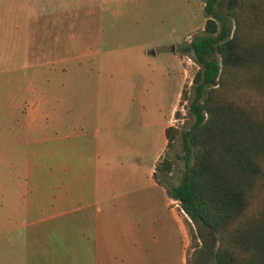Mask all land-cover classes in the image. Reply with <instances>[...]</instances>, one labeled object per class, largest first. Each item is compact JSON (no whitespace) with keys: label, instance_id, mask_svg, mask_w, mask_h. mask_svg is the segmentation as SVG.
I'll list each match as a JSON object with an SVG mask.
<instances>
[{"label":"crops","instance_id":"1","mask_svg":"<svg viewBox=\"0 0 264 264\" xmlns=\"http://www.w3.org/2000/svg\"><path fill=\"white\" fill-rule=\"evenodd\" d=\"M97 7L93 21L90 19L79 25L68 20L64 24L57 18L55 27L54 14L60 13L52 1L32 0L30 5L32 15L23 52L30 58V73L25 92L27 107L21 110L28 135L22 140L19 152L17 131L14 132L15 146L10 148L14 155L8 162L4 145L0 143L2 264H6L7 257V240L2 235L15 233L18 226L24 229L33 222L30 219L17 221L21 216L28 218L35 212L38 217L34 220L40 222L51 216L48 202L46 206L42 195H37V178L31 179V174L39 167V154L49 152L50 148L37 144L59 138L62 140L61 193L58 198L50 197L49 205L56 199L64 214L79 218L77 227L63 226L64 244L69 249H76L74 259L78 264H189L192 247L187 214L177 207L176 198L168 194L166 184L154 176L162 152H157L153 164L144 163L139 146L142 149L144 142L147 143V133L145 140L144 133L140 135L141 140L135 148L132 146L134 141L130 144L122 141L118 146L113 137L117 136L115 127L120 119L111 118L100 108V105L110 104L117 110L120 105L132 103V98L80 96V90L87 86L91 74L104 70L105 62L110 64L109 69L104 70L110 82L125 83V77L119 79L118 76L126 73L122 63L131 57L129 51L122 49L85 48V42L101 40L102 11L99 4ZM60 9L63 12L68 8L62 2ZM13 21L16 32V20ZM87 23L94 25V32L85 31V26H89ZM8 45L14 46L8 50L9 55L13 52L15 56L16 39L7 40L5 36L4 2H0V141L6 135L4 74L7 68L4 58ZM137 57L142 65L148 64L145 54L139 53ZM87 64L92 67L87 69ZM177 94L178 101L180 91ZM13 98L16 104V94ZM22 100L20 97L18 103ZM166 141L165 136V147ZM15 162L26 164L24 179L6 177L7 167ZM21 184L25 189L17 196ZM52 230L53 226L41 225L31 228L30 232L43 235ZM44 245L46 242L42 243Z\"/></svg>","mask_w":264,"mask_h":264},{"label":"rangeland","instance_id":"2","mask_svg":"<svg viewBox=\"0 0 264 264\" xmlns=\"http://www.w3.org/2000/svg\"><path fill=\"white\" fill-rule=\"evenodd\" d=\"M47 1L49 3L52 1L55 9L59 8L60 14H54L55 27H57V18H60L64 24L69 20L70 23L81 25L94 17L98 4L101 6V40L97 43L87 41L85 48L129 51L131 57L122 63L126 67V73L118 76L119 79L125 77L126 82L112 84L107 73L104 72L109 69L110 64L105 62L104 70L102 69L99 74H91L87 86L80 90V96L102 99L132 98V103L120 105L117 110L110 104L100 105L108 116L120 119L118 126L115 127L118 133L113 137L114 141L118 142V146L122 141L127 144L134 141L135 144L132 146L135 148L136 145L138 146V140H141L140 135L144 133L145 140L147 133V143L144 142L142 149L139 146L144 163L153 164L157 152L161 151L158 160L163 156L171 160V173L166 177V181L169 184L178 183L186 169L181 135L184 130L190 128L194 120L187 105L191 94L192 78L199 67L192 57V52L183 50V46L203 31L207 17L204 10L205 0ZM0 2L1 4L4 2L5 36L7 40L14 37L16 39L15 56L13 52L9 55L8 49L14 46L8 45L7 56L4 58L7 68L4 74L6 135L0 143L4 145L8 162L9 158L13 160L14 153L10 148L15 146L14 132L17 131V151L19 152L22 140L28 135L24 130L21 110L27 107L25 92H27L30 73V58L24 56L23 52L27 26L32 15L30 8L32 0H0ZM62 2L68 8L63 12L60 9ZM79 3L81 6H78ZM13 20H16V32ZM87 25L89 26H85V31L93 30L94 32V25L89 23ZM81 28L83 30L82 26ZM139 53L145 54L149 59L146 66L142 65L137 57ZM85 67L90 69L92 66L87 64ZM182 88L186 89V95L182 99L179 97L177 101V93L178 91L181 93ZM241 92L244 97L264 104V94L254 88L243 87ZM14 94H16V104ZM20 97H23L21 104L18 103ZM175 103L174 111L178 110V113L173 112L171 115ZM166 123L176 128V135L168 147H165L164 125ZM21 130L23 131L20 132ZM61 143L62 140L59 138L37 144L39 147L50 148H48L49 152L39 154L37 158L39 167L35 170V174H31V179L37 178V195H42L46 200V206L48 202V213L51 216L47 217L45 222L35 221L34 219L38 217L34 214L35 212L28 218L21 216L17 221L25 222L30 219L33 221L30 222L32 224L24 229L18 226L15 233L5 232L2 235L7 240L5 243L6 264H78L77 259H74L77 257L76 249H69L64 244L63 226L70 224L77 227L79 218L64 214L60 201L56 199L51 206L49 205L50 197L58 198L61 193ZM19 152L17 155H20ZM25 170L26 164L15 162L7 167L6 177L10 180L16 179L17 176L20 180L24 179ZM158 174L161 176V171L158 170ZM24 189L25 185L21 184L20 188H17V196L22 194ZM176 200L177 207H181L180 200ZM187 223L190 239L192 235L195 240V245L191 246L192 249L189 251V264H215L214 251L218 244L217 236L208 227H199L188 215ZM41 225L53 226V230L43 235L30 232L31 228ZM45 242L47 245L42 246ZM0 264H2L1 260Z\"/></svg>","mask_w":264,"mask_h":264},{"label":"trees","instance_id":"3","mask_svg":"<svg viewBox=\"0 0 264 264\" xmlns=\"http://www.w3.org/2000/svg\"><path fill=\"white\" fill-rule=\"evenodd\" d=\"M204 10L202 33L183 46L199 64L187 105L194 120L181 135L186 169L169 184L163 156L154 176L217 236L215 264H264V104L241 92L264 94V0H205ZM164 131L168 147L176 128Z\"/></svg>","mask_w":264,"mask_h":264},{"label":"built area","instance_id":"4","mask_svg":"<svg viewBox=\"0 0 264 264\" xmlns=\"http://www.w3.org/2000/svg\"><path fill=\"white\" fill-rule=\"evenodd\" d=\"M177 200H175V202H176ZM177 205H178V203H176ZM182 209V208H181Z\"/></svg>","mask_w":264,"mask_h":264}]
</instances>
